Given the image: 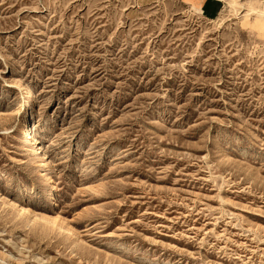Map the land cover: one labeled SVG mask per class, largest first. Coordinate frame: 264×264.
<instances>
[{
    "label": "rangeland",
    "instance_id": "1",
    "mask_svg": "<svg viewBox=\"0 0 264 264\" xmlns=\"http://www.w3.org/2000/svg\"><path fill=\"white\" fill-rule=\"evenodd\" d=\"M0 264H264V0H0Z\"/></svg>",
    "mask_w": 264,
    "mask_h": 264
},
{
    "label": "bare ground",
    "instance_id": "2",
    "mask_svg": "<svg viewBox=\"0 0 264 264\" xmlns=\"http://www.w3.org/2000/svg\"><path fill=\"white\" fill-rule=\"evenodd\" d=\"M21 88V92H23V98L24 99H28V89L26 88L25 85H21L20 86ZM24 131V130H23ZM29 133V131H28ZM25 134V133H24ZM38 146V145H37ZM36 146V142L34 141V139H32L31 135L29 134L27 136V144H26V147L32 151V152H35V155H39L41 157V160H40V163L42 164L43 167H46L47 166V163H46V159H45V155L43 154V152L41 151L40 148H37ZM33 148V149H32ZM45 180H46V183L49 184V187L48 189L46 190L45 194H46V197H45V200L46 201H50L51 204H52V207H57V204L56 202L54 201V193H55V187H54V184L53 182L51 181V178L49 176H46L45 177ZM11 204V203H10ZM25 214V211L23 209H21V215H24ZM27 214V213H26ZM25 214V215H26ZM29 216V215H28ZM20 218V217H19ZM58 218V217H57ZM36 219V218H35ZM41 219V218H40ZM41 220H44V219H41ZM47 220V219H46ZM55 220H58V219H55ZM46 222V221H45ZM50 223H51V219H50ZM56 223H58V221H56ZM61 223V222H60ZM53 224L55 225V222L53 221ZM58 226V224H57ZM56 226V227H57ZM61 227V226H60ZM63 227V226H62ZM61 227V228H62Z\"/></svg>",
    "mask_w": 264,
    "mask_h": 264
},
{
    "label": "crops",
    "instance_id": "3",
    "mask_svg": "<svg viewBox=\"0 0 264 264\" xmlns=\"http://www.w3.org/2000/svg\"><path fill=\"white\" fill-rule=\"evenodd\" d=\"M185 7L210 11L221 0H178Z\"/></svg>",
    "mask_w": 264,
    "mask_h": 264
}]
</instances>
